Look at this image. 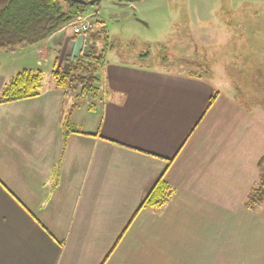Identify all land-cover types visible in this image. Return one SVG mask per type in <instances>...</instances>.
<instances>
[{
	"label": "crops",
	"instance_id": "obj_1",
	"mask_svg": "<svg viewBox=\"0 0 264 264\" xmlns=\"http://www.w3.org/2000/svg\"><path fill=\"white\" fill-rule=\"evenodd\" d=\"M89 35L66 24L0 53L13 62L0 91L22 69L42 78L37 96L0 103V264H264V202L244 206L263 124L205 76L119 57L69 110L52 71ZM165 167L170 197L139 208Z\"/></svg>",
	"mask_w": 264,
	"mask_h": 264
},
{
	"label": "rangeland",
	"instance_id": "obj_2",
	"mask_svg": "<svg viewBox=\"0 0 264 264\" xmlns=\"http://www.w3.org/2000/svg\"><path fill=\"white\" fill-rule=\"evenodd\" d=\"M99 2L85 14L92 23L89 33L97 36L88 45L96 40L105 61L119 57L194 71L240 98L264 126V0ZM0 57L3 65L13 63L10 56ZM43 77L50 79L48 73Z\"/></svg>",
	"mask_w": 264,
	"mask_h": 264
},
{
	"label": "trees",
	"instance_id": "obj_3",
	"mask_svg": "<svg viewBox=\"0 0 264 264\" xmlns=\"http://www.w3.org/2000/svg\"><path fill=\"white\" fill-rule=\"evenodd\" d=\"M135 1L138 0H118L120 4ZM98 3L84 5L73 0H0V52H14L38 43L62 26L72 22L77 16L85 15L89 7L95 8ZM91 37L94 40L97 36L93 37L90 34L88 39ZM95 41L91 40V43L95 45ZM94 45L87 44L80 55L67 58L66 71H52L55 85L62 90L63 94H73L69 110L75 107L79 100L86 97L94 99L99 93V74L105 60L103 49H98ZM41 83L42 78L39 71L32 72L22 69L3 85L0 91V103L37 96ZM214 98L213 94L208 101V107ZM65 127L66 133L74 130L70 128L67 121ZM263 163L264 154L258 160V179L249 188L244 200V206L251 210L264 202V165H261ZM166 168L144 195L139 208L161 206L166 203L171 195L170 186L164 179Z\"/></svg>",
	"mask_w": 264,
	"mask_h": 264
},
{
	"label": "built area",
	"instance_id": "obj_4",
	"mask_svg": "<svg viewBox=\"0 0 264 264\" xmlns=\"http://www.w3.org/2000/svg\"><path fill=\"white\" fill-rule=\"evenodd\" d=\"M70 23L68 25L71 27L73 34H85L92 28L91 20H89L86 15L77 16L76 19L72 21V25H70Z\"/></svg>",
	"mask_w": 264,
	"mask_h": 264
},
{
	"label": "water",
	"instance_id": "obj_5",
	"mask_svg": "<svg viewBox=\"0 0 264 264\" xmlns=\"http://www.w3.org/2000/svg\"><path fill=\"white\" fill-rule=\"evenodd\" d=\"M73 1H76V2H78L80 4H84V5H92L95 2H99L100 0H73Z\"/></svg>",
	"mask_w": 264,
	"mask_h": 264
}]
</instances>
